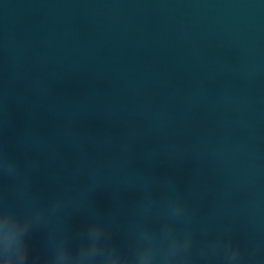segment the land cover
<instances>
[{"label":"water","instance_id":"water-1","mask_svg":"<svg viewBox=\"0 0 264 264\" xmlns=\"http://www.w3.org/2000/svg\"><path fill=\"white\" fill-rule=\"evenodd\" d=\"M94 221L116 256L172 226L264 264V0H0V264Z\"/></svg>","mask_w":264,"mask_h":264},{"label":"clouds","instance_id":"clouds-1","mask_svg":"<svg viewBox=\"0 0 264 264\" xmlns=\"http://www.w3.org/2000/svg\"><path fill=\"white\" fill-rule=\"evenodd\" d=\"M8 171L14 170V165H7ZM63 201L57 200L51 212L62 207ZM172 217H179L184 212V205L177 200L170 205ZM33 220L36 222L45 221V211L33 212ZM102 232V225L94 221L88 228L87 236L90 244L82 245L78 250L72 251L67 244L69 235L53 246L52 255L48 258L51 264H193V234L186 232L177 234L174 227L167 228L164 239L168 241L167 247L161 250L154 236L141 230L137 241L134 244V252L131 255L116 256L107 246H101L98 236ZM181 236L183 243H181ZM223 251L226 264H258L256 250L251 251L247 257L242 253L239 246H234L231 241L223 243L216 241L202 250L201 255L208 258L215 257L218 252ZM27 251L23 248L13 252L5 248L3 256L6 261L14 258L15 264H23L27 258Z\"/></svg>","mask_w":264,"mask_h":264}]
</instances>
